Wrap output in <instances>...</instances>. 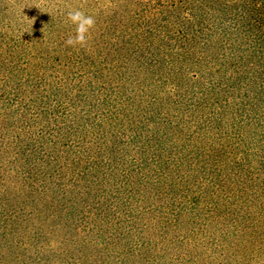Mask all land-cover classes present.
<instances>
[{"label": "trees", "instance_id": "trees-1", "mask_svg": "<svg viewBox=\"0 0 264 264\" xmlns=\"http://www.w3.org/2000/svg\"><path fill=\"white\" fill-rule=\"evenodd\" d=\"M10 8L0 264H264V0H108L77 49Z\"/></svg>", "mask_w": 264, "mask_h": 264}, {"label": "rangeland", "instance_id": "rangeland-1", "mask_svg": "<svg viewBox=\"0 0 264 264\" xmlns=\"http://www.w3.org/2000/svg\"><path fill=\"white\" fill-rule=\"evenodd\" d=\"M107 1L108 0H0V5H6L7 7L11 6V17L17 20V23L21 25L20 29H23V31L27 33L28 31L26 28L29 27V25L38 26L42 16L47 13L53 12V15L56 14L66 18L65 14L67 10L79 7L86 13L92 15V6L101 8ZM112 1L116 2L118 0ZM71 27V25H67V28Z\"/></svg>", "mask_w": 264, "mask_h": 264}, {"label": "clouds", "instance_id": "clouds-1", "mask_svg": "<svg viewBox=\"0 0 264 264\" xmlns=\"http://www.w3.org/2000/svg\"><path fill=\"white\" fill-rule=\"evenodd\" d=\"M65 16V22L74 28V34H69L65 39V46L73 49L87 47L90 34L96 26L95 17L86 13L79 7L67 10Z\"/></svg>", "mask_w": 264, "mask_h": 264}]
</instances>
